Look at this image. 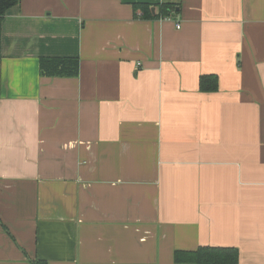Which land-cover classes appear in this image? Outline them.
Instances as JSON below:
<instances>
[{
    "label": "crops",
    "instance_id": "obj_1",
    "mask_svg": "<svg viewBox=\"0 0 264 264\" xmlns=\"http://www.w3.org/2000/svg\"><path fill=\"white\" fill-rule=\"evenodd\" d=\"M201 247L264 264V0H21L0 20V264Z\"/></svg>",
    "mask_w": 264,
    "mask_h": 264
},
{
    "label": "trees",
    "instance_id": "obj_2",
    "mask_svg": "<svg viewBox=\"0 0 264 264\" xmlns=\"http://www.w3.org/2000/svg\"><path fill=\"white\" fill-rule=\"evenodd\" d=\"M21 0H0V20H3L9 10L19 6ZM177 7L173 4H164L155 17L151 13L150 5H135V9L143 12V17L167 18L172 16ZM41 75L48 78H77L80 72L78 59L43 58L40 60ZM202 92H215L218 89L216 77L205 76L200 79ZM239 251L235 248L201 247L193 252H177V264H239ZM35 264H45L41 261Z\"/></svg>",
    "mask_w": 264,
    "mask_h": 264
},
{
    "label": "built area",
    "instance_id": "obj_3",
    "mask_svg": "<svg viewBox=\"0 0 264 264\" xmlns=\"http://www.w3.org/2000/svg\"><path fill=\"white\" fill-rule=\"evenodd\" d=\"M178 28H180V26H178Z\"/></svg>",
    "mask_w": 264,
    "mask_h": 264
}]
</instances>
